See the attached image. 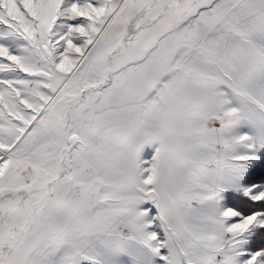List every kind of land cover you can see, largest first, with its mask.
Returning a JSON list of instances; mask_svg holds the SVG:
<instances>
[{
	"label": "snow or ice",
	"instance_id": "snow-or-ice-1",
	"mask_svg": "<svg viewBox=\"0 0 264 264\" xmlns=\"http://www.w3.org/2000/svg\"><path fill=\"white\" fill-rule=\"evenodd\" d=\"M0 264H264V0H0Z\"/></svg>",
	"mask_w": 264,
	"mask_h": 264
},
{
	"label": "rangeland",
	"instance_id": "rangeland-1",
	"mask_svg": "<svg viewBox=\"0 0 264 264\" xmlns=\"http://www.w3.org/2000/svg\"><path fill=\"white\" fill-rule=\"evenodd\" d=\"M151 151H153V149H151V148H149V149H146V150H145V155H147V154H150V153H151Z\"/></svg>",
	"mask_w": 264,
	"mask_h": 264
}]
</instances>
